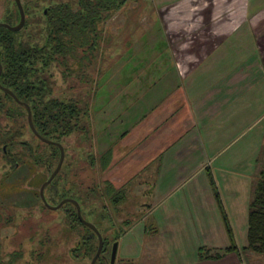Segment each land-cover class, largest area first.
<instances>
[{
	"label": "rangeland",
	"instance_id": "374dc122",
	"mask_svg": "<svg viewBox=\"0 0 264 264\" xmlns=\"http://www.w3.org/2000/svg\"><path fill=\"white\" fill-rule=\"evenodd\" d=\"M181 1L187 2L186 8L177 4ZM208 1L209 4L207 0H129L120 10L106 13L105 19L98 24V32L102 39L96 58L90 56L92 58L88 59L81 53L79 54L81 58L70 55L65 58V63L61 60L56 61L49 70L40 74L51 91V98L75 103L81 111V117L77 122L79 130L61 140L65 149V161L60 175L66 180L67 185L64 186L65 181L59 180L61 177L59 176L55 180L57 189H53L52 192L48 189L46 193L52 205L56 206L61 200L60 193L63 187L69 189L66 199H74L80 203L84 218L95 224L104 238L109 239L117 236L118 233L119 236L121 235L118 241L116 264H119L118 261L122 257L120 242L126 239L123 232L124 222L121 221L125 218L121 208L133 210L134 201L132 197L128 198L122 189H117L110 180L107 181L108 177L104 175L105 169L102 171L101 167L105 160L103 154L106 153L107 148H110L107 152L110 156L108 163L111 166L117 163L123 166L126 162L129 164L127 171L132 175L138 169L137 163L133 161L132 152L138 146L141 137L136 136L127 142L115 143L116 138L108 137L102 131L104 125L102 117L116 113L118 105L112 104V99L120 90L127 96L136 92V88L141 90L142 99L146 95V102L140 101V109L135 111V114L141 119L144 115L148 118L150 113L154 114L155 104L162 103L168 95V90L164 88L168 82V73L160 71L164 68L161 67L164 64L160 62L165 59L164 53L168 52V30H166L168 13L171 18L183 17L196 20L200 17H210L213 16L212 4L211 0ZM63 3H69L76 8L77 0H22L27 27L21 30L18 38L25 44L42 45L44 41L42 12L48 5ZM9 8H14L12 0H0V21L9 12ZM177 40L173 43L180 47L184 41L180 38ZM195 43L193 47L199 42ZM250 44L251 40L245 37L230 38L219 49L222 54L220 62L219 57L204 58L205 66H212L215 62V67L218 69L203 72L202 69L194 67L195 71L189 72L187 78L182 80L188 94L195 97L202 91L207 92L208 88L224 85L229 79L235 80L237 75V79H244L245 73L248 74L244 79L247 91L241 89L243 98L233 107L228 133L232 144L226 153V156L235 157L234 183L239 186L238 189L241 188L240 202L245 204L244 200H246L248 206L263 157L264 75L256 69L252 72L247 70L242 74H235L234 70L245 64L247 57L239 54L247 51ZM139 59L143 64L144 72L133 71V66L139 64V61L136 64L134 61ZM132 81L135 83L133 84ZM131 84L135 88H132ZM123 87L125 89H122ZM244 92H247L246 95ZM119 108H122V105ZM132 124L129 120L120 122L123 130H127ZM10 125L11 121L0 114V130ZM25 137L27 141L33 142L30 133ZM36 143L34 142V145ZM44 150L49 152L45 146ZM57 165L58 163L52 170H55ZM28 173L29 168L15 172L6 181V184L13 186L14 193L0 198L3 204L14 207L11 212L14 218L12 226L5 227L0 233V251L4 259L9 252L20 249L21 241L24 242L25 250L28 252L25 256L28 257L30 264H91V259L76 260L70 255L71 250L79 245L84 234L82 226L76 223L68 224L71 219L67 217L66 210L71 207L66 206L55 211L46 208L38 197L41 185H28L23 182ZM21 190L24 192H20ZM116 196L124 197L119 204L122 207L118 211L116 204L118 202H111ZM136 203L138 205V201ZM133 211H131V222L136 221L139 215ZM42 239L49 241L48 246H43ZM35 252L38 253V257ZM110 253L111 245L106 254L109 262Z\"/></svg>",
	"mask_w": 264,
	"mask_h": 264
},
{
	"label": "crops",
	"instance_id": "0c3cea01",
	"mask_svg": "<svg viewBox=\"0 0 264 264\" xmlns=\"http://www.w3.org/2000/svg\"><path fill=\"white\" fill-rule=\"evenodd\" d=\"M177 4L187 7L186 1ZM211 4L213 16L196 20L171 18L168 13V52L160 62L164 64L160 71L168 73L164 87L168 95L160 104L155 101L154 114L142 119L135 114L140 101L146 102L139 88L127 96L120 90L111 98L118 105L116 113L103 114L102 131L116 138L115 143L141 137L132 152L137 171L129 175V164L124 162L123 166L108 164L104 172L107 181L132 197L133 210L139 214L131 222L133 210L118 206L125 218L121 221L126 237L120 242L119 264H264V255L245 250L251 201L249 206L246 200L240 202L241 188L234 183L235 157L226 156L232 144L228 133L233 107L242 100V91H247L244 79L248 74L207 92L199 88L202 93L195 97L182 82L194 67L203 72L218 69L215 62L205 66L204 58L219 57L220 62L219 49L236 36L251 44L239 54L247 59L234 73L256 69L264 75V0H211ZM179 38L184 41L180 47L173 43ZM138 61L133 71L144 70L140 59L134 63ZM126 120L133 124L123 130L120 122ZM252 195L253 191L251 200Z\"/></svg>",
	"mask_w": 264,
	"mask_h": 264
},
{
	"label": "trees",
	"instance_id": "16d2710c",
	"mask_svg": "<svg viewBox=\"0 0 264 264\" xmlns=\"http://www.w3.org/2000/svg\"><path fill=\"white\" fill-rule=\"evenodd\" d=\"M127 1L129 0H77L76 8L69 3L48 5L42 12L44 33L42 45L25 44L18 38L21 30L12 32L6 28L0 29V57L3 67L0 83L12 90L18 99L30 105L34 126L46 138L61 143L63 138L79 130L77 122L81 117V111L75 103L51 98V91L40 74L49 70L56 61L61 60L65 63V58L70 55L81 58L82 56H79L81 53V55H86L85 57L88 59L96 58L102 39L100 32H98V24L105 19L106 13L120 10ZM12 4L14 8L8 9L9 12L4 15L2 21L16 25L20 20V13L15 0H12ZM26 27L25 24L24 28ZM1 96H8V94L3 93ZM13 103L19 106L17 102L13 101ZM4 108L5 105L0 103V114H6L11 125L1 129L6 132L0 135L3 140L2 143L11 146L25 145L29 157L33 159V165L36 166L39 161L43 160L45 166L50 165L51 168H54L60 155L59 149L56 146L44 144L49 152L44 150V158L41 159L40 152L38 153L37 149L24 139L26 138L25 130L29 128L27 111H22V108H19L20 110H5ZM1 130L0 132H2ZM107 152L109 151L103 154L105 160L101 166L102 171L109 164L110 156ZM260 167L249 206L248 244L245 250L257 255H264V148ZM60 174L61 172L57 178L61 176ZM61 179H63L62 176L59 180ZM63 181H65L64 186L67 185L66 180L63 179ZM55 185V181H53L49 187L51 192ZM69 191L63 187L62 193H60L61 200L68 197ZM117 196L113 197L111 202H118L116 204L119 206L124 197L117 198ZM66 206L71 207L66 210L67 217L71 219L68 224L76 223L84 229L79 245L71 250L70 255L76 260L84 261L86 258L92 260L98 250V236L91 228L81 223L75 205L67 203L64 207ZM226 226L229 233L232 234L227 218ZM120 237L119 233L109 239L103 236L104 249L96 264H110L106 253L109 246L112 247L113 243L119 241ZM41 241H43L44 247L48 246V240L42 239ZM231 249L235 250L237 247L232 246ZM203 254L204 251L202 250V257Z\"/></svg>",
	"mask_w": 264,
	"mask_h": 264
},
{
	"label": "flooded vegetation",
	"instance_id": "af4514ba",
	"mask_svg": "<svg viewBox=\"0 0 264 264\" xmlns=\"http://www.w3.org/2000/svg\"><path fill=\"white\" fill-rule=\"evenodd\" d=\"M1 22H4V21H0V23ZM0 61H1V57H0ZM1 66H2V64H1ZM2 72H3V67H2ZM0 85L4 89H9V88L3 86L1 83H0ZM3 88H0V103L5 105L4 109L5 110H7V109L20 110L22 108L21 109L22 111H24V110L27 111V121H28V110H27V108L25 106L28 103L18 99V97L15 95V93L12 90L9 89L10 91H12L14 93L16 98L12 94H10L9 92L5 91ZM2 92L8 94V96H1V94L3 95ZM13 101L17 102V104L19 106L14 104ZM31 111H32V109H31ZM2 116H4L6 120H8L6 114H2ZM32 119H33V112H32ZM28 124H29V121H28ZM35 130L37 131L38 134H36L31 129V127L29 125V128L25 130V136H28L29 133L31 134V136L33 137V139L31 141H33V142H30V143L33 145V147H35L37 149L36 151H38V153L40 152L39 155L41 156V159H43L44 158V155H43L44 144L53 145V146H56V145L48 144V143L44 142L42 139L39 138V135L41 137H43V138H46V137L44 135H42L41 132L39 130H37L36 128H35ZM5 133H6L5 131H2V132H0V135L5 134ZM46 139H48V138H46ZM48 140H50V139H48ZM50 141H53V140H50ZM2 142H3V140H2V138H0V198L3 197V196H6V195L14 193L13 192V186L8 185V183L6 184V181L15 172L19 171L22 168H25L27 170L29 168V173L24 177V181L23 182H26L28 185L29 184H40L41 187H42V185L50 178L51 174L54 172V170H52L50 165L45 166L43 160H41L35 166V165H33V159L29 157L28 151H27V149H25L26 148L25 145L22 146V145L16 144V145L11 146L9 144L8 145L7 144H3ZM34 142H37L36 145H34ZM54 142H56V141H54ZM59 152H60V150H59ZM59 161H60V155L58 157L57 163ZM57 176L55 177V179L53 181H55L57 179ZM18 182H16V183H18ZM51 183L48 184L47 187L45 188V191H44L45 200L42 199L41 194H40L41 187H40V190H39V193H38V197H39L40 202L44 203V206L46 208H50V210H54L55 211V210H58L60 208H63L65 206V204H67V203H64L61 207H59L57 209H53L54 207L58 206L62 201H59V203H57L58 205H56V206L52 205L53 203L50 201V199H49V197H48V195L46 193L48 189L50 190L49 187H50ZM53 189H57L56 185L52 187V190ZM16 190H17V188H16ZM20 192H24V190H21ZM48 194H49V192H48ZM57 194H58V192L56 193V195ZM64 200H66V198L63 199V201ZM13 210H14L13 206L7 205V204H3L0 201V233H1V230L4 229L5 227L12 226L14 218H13V215H12L11 212ZM77 215H78V213H77ZM103 240H104V238H103ZM20 243H21V247H20V249L18 251L16 250L15 252H9L6 255L8 257V259L6 257L7 260L4 259V257L1 254V251H0V264H30L28 257L25 256V253H28V252H27V250H25L24 242L20 241ZM98 247H99V245H98ZM112 247H113V245H112ZM112 247H111V251H112ZM103 249H104V246H103ZM102 252H103V250H102ZM102 252H101L100 256L102 255ZM35 255L38 257V253L35 252ZM110 256H111V253H110ZM110 259H111V257H110Z\"/></svg>",
	"mask_w": 264,
	"mask_h": 264
},
{
	"label": "water",
	"instance_id": "95a60500",
	"mask_svg": "<svg viewBox=\"0 0 264 264\" xmlns=\"http://www.w3.org/2000/svg\"><path fill=\"white\" fill-rule=\"evenodd\" d=\"M15 3L17 5V8H18L19 13H20V20H19L18 24L10 25L9 23L1 22L0 23V29L1 28H6V29H8V30H10L12 32H18V31H20V30H22L24 28V26L26 24V13H25L24 6L22 4V0H15ZM1 73H2V66H1V61H0V76H1ZM0 88H3V87L0 85ZM4 90L9 92L10 94H12L16 98V96L14 95V93L12 91H10L9 89H4ZM25 106H26V108L28 110L29 125H30L31 129L36 134H38L37 131L35 130V127H34V124H33L31 108H30V106L28 104H26ZM39 138L42 139L44 142H46L48 144L56 145L59 148V150H60V161L58 162V165H57L56 169L54 170V172L51 174L50 178L42 185L41 190H40L41 197H42L43 200H45V194H44L45 188L59 174V172H60V170H61V168L63 166L64 160H65V149H64V146L61 143L50 141V140H48L46 138L41 137L40 135H39ZM64 203H72V204H74L76 206V208H77V213H78V217H79L80 221L83 224H85L86 226H88L89 228H91L98 235L99 247H98L97 253L95 254V256H94V258H93V260L91 262V264H96L100 254H101V252L103 250V246H104V240H103L102 234L100 233L99 229L97 228V226L95 224H93L91 222H88L83 217L81 206L78 203V201H76L74 199H66V200L62 201L58 206L54 207L53 209H57V208L61 207ZM118 246H119L118 241L114 242L113 247H112V251H111L110 264H116L117 254H118Z\"/></svg>",
	"mask_w": 264,
	"mask_h": 264
}]
</instances>
